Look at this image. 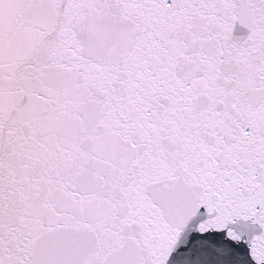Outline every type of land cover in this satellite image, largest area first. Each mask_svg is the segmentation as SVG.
<instances>
[{
  "label": "snow or ice",
  "instance_id": "obj_1",
  "mask_svg": "<svg viewBox=\"0 0 264 264\" xmlns=\"http://www.w3.org/2000/svg\"><path fill=\"white\" fill-rule=\"evenodd\" d=\"M0 264H264V0H0Z\"/></svg>",
  "mask_w": 264,
  "mask_h": 264
},
{
  "label": "water",
  "instance_id": "obj_2",
  "mask_svg": "<svg viewBox=\"0 0 264 264\" xmlns=\"http://www.w3.org/2000/svg\"><path fill=\"white\" fill-rule=\"evenodd\" d=\"M237 34H241V31L240 30H238V33Z\"/></svg>",
  "mask_w": 264,
  "mask_h": 264
}]
</instances>
